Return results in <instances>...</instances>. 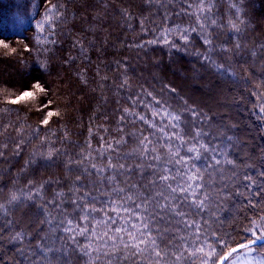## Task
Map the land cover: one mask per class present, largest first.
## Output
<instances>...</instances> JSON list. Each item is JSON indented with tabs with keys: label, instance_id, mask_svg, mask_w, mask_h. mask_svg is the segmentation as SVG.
I'll return each instance as SVG.
<instances>
[{
	"label": "snow or ice",
	"instance_id": "6c2138e0",
	"mask_svg": "<svg viewBox=\"0 0 264 264\" xmlns=\"http://www.w3.org/2000/svg\"><path fill=\"white\" fill-rule=\"evenodd\" d=\"M145 2L149 5L159 4L166 9L157 29L159 36L157 39L128 44L126 47L144 49L147 44L162 41L168 47V56L173 63L176 61L172 57V50L196 58L197 63L190 65L185 73V79L203 88L211 87L210 82L201 83L203 72L210 71L222 81L224 77H231L234 81L246 83L252 79L255 71L264 74V35L248 39L250 22L241 18L242 0H229L228 7L234 10V18L229 17L226 22L216 10L219 0H145ZM45 5H47L45 16L37 25V29L43 33L46 24L51 28L57 21L59 22L57 26H65L70 45L63 63L76 65L74 76L81 84L88 85L90 80L95 83L92 91L100 92V101L94 113L108 102L106 89L119 91L133 88L131 77L128 75L127 57L113 61L119 75L112 79L111 84L106 83L110 77L104 69L107 67L109 71L112 70V66L106 65L104 61L109 37L95 35L97 30L106 29L95 23L102 19L99 13L92 15L89 20L87 16L91 7L89 0H56L55 3L53 0H41L40 6ZM71 5H77L80 11L74 12ZM104 6H107L106 0ZM169 6L172 8L169 9ZM121 12L125 19L131 15L127 8L121 9ZM172 16L181 19L172 20L168 25L166 22ZM80 19H84L89 25L87 32L83 30L73 32L67 27L72 21ZM141 27L143 28V24ZM229 32L233 34L231 40L228 39ZM55 34L54 31L49 32V35ZM170 36L173 39H169ZM49 43L55 44L57 41L51 40ZM0 48L10 49V54L17 53L15 47H11L3 40H0ZM91 53L96 54L95 61ZM245 54L249 59L243 63L234 62L236 57ZM158 64L159 62L157 66ZM93 65L95 75L89 77L88 70L92 69ZM36 70L47 72V62H40ZM258 87H264V84H259ZM141 89V92L127 97L130 106L122 105L117 109L121 113L117 121L119 127L116 129L121 133L120 138L106 140L104 136H100L101 146L95 149L91 142L86 140L85 150L75 156L52 147V136L56 133L51 128L43 139L37 137L40 142L36 147L26 151L23 128H18L11 122L0 121V222L3 225L0 226V241L9 240L23 244L26 236H33L35 244L29 243L27 246L29 249L39 250V256L36 251H32V256L37 257L33 264H40L41 260L44 264H53V260H56L57 264H74L77 254L87 257L86 264H97L101 256L105 258V264H113L114 258L123 264L133 257H143L145 252L148 253L149 264H168L173 255L176 261L182 259L184 255L183 252H179L181 245L175 243L178 226L183 224L185 229H195L197 240L210 249L207 253H204L203 247L196 250L203 254L202 264H209V261L211 264L229 262L251 264L248 254L256 250L257 245L264 248V217L250 220L249 226L243 228V231L250 235L242 242H237L235 246H229L215 230L209 232L208 221L204 220L201 223L195 217L204 212L213 194L221 199L227 198L223 195L227 184L219 190L212 187L217 178L225 180L237 177V169L240 166L255 169L257 163L264 165V148H259L254 156L249 155L245 151L247 139L228 134L229 129H237L240 125L238 121L233 122L232 118L227 116L226 108L223 115L227 116V120H218L217 118L222 116L221 111L210 108L206 110L192 97L181 94L171 82L164 84L158 92L148 91L143 89V86ZM218 91L224 93L225 88L222 87ZM168 93L173 94L175 106ZM50 94L51 88L47 82L35 77L24 90L4 103L19 105L38 101L40 106L37 111L44 114L40 123L47 126L54 116L60 115L59 112L50 110L51 100H39V96ZM145 94L151 99L146 101ZM258 96L262 101L258 105V111L261 113L258 119L264 120V92H259ZM220 100L223 107L227 103L226 96L221 95ZM117 103L119 104V101ZM137 107L147 109V112L137 111ZM9 111L10 108H0V113ZM159 117L166 121L162 126L155 122ZM100 118L107 119V113ZM137 121L142 122L151 131L148 134H145L143 128L129 131L127 135L135 139L136 147L131 152L117 151L112 141L114 140L117 146L125 145L127 141L123 136L124 128L129 124L135 126ZM101 129L105 133L108 132L103 124L96 123L95 114L90 116L89 137L99 135ZM39 131V128L34 129L33 134ZM63 131V137L58 139H61L62 143L64 140L72 143L66 128ZM205 137L219 140L221 143L205 142ZM181 149L184 150V155H181ZM230 149L244 151L245 159L238 164L235 159L230 158ZM204 154H208L210 163L201 170L195 161L202 159ZM60 155L66 156L64 166L68 173L79 170V174L67 184V191L60 177L49 176L39 181L28 178L37 167L45 170L50 168L54 157ZM97 157L104 162H94ZM73 165L76 167L73 168ZM168 165L180 167L173 172V168ZM10 169L15 171V175ZM105 172L110 174L104 175ZM133 175L140 178L138 182L132 181ZM92 176L96 179H89ZM258 177L259 179L254 178L247 173L243 177L247 182L246 188L249 190L253 186L256 188L251 195L258 198L257 204L264 201V168L258 172ZM21 179L25 180L22 185ZM6 180L8 184L4 183ZM54 183L60 187L52 189L49 196L47 189ZM96 193L108 198L99 208L96 206L99 203ZM113 196L115 199H111ZM129 202L135 209L142 210L143 218L136 216L139 224H131L119 214V208H123L126 213L129 211L124 207ZM248 203L252 205L251 198ZM65 205H71V211ZM110 205H115L110 211L115 212L117 218L109 214ZM100 212H104L107 218L94 215ZM118 219H124V225L117 227ZM21 222L34 223L38 227L35 231L21 228L11 231L8 236L4 235L5 226ZM215 222L219 223L218 220ZM109 225L113 227L109 228ZM101 226L104 228L103 231H100ZM58 232L63 235H56ZM125 236L129 239L125 240ZM80 237L87 243H81ZM179 239L182 241L183 237ZM213 239L221 249L228 250L217 252L216 247L210 243ZM57 241L60 242L59 247H56ZM174 247L179 254L172 251ZM19 251L24 255L23 247ZM133 264L140 262L134 260ZM258 264H264V260Z\"/></svg>",
	"mask_w": 264,
	"mask_h": 264
},
{
	"label": "trees",
	"instance_id": "16d2710c",
	"mask_svg": "<svg viewBox=\"0 0 264 264\" xmlns=\"http://www.w3.org/2000/svg\"><path fill=\"white\" fill-rule=\"evenodd\" d=\"M56 0H53L55 3ZM91 7L88 10L87 16L89 20L92 15L99 13L101 16L100 21L95 23L100 24L106 31L97 30V37H109V43L107 46V52L104 56V61L106 65L112 66V70L106 67L105 72L109 75L110 79L107 84L112 83V79L118 77L119 72L113 65V61L116 59H121L127 57L126 63L129 65L128 75L131 77V83L133 88L131 90H119L115 89L108 90V102L100 107L99 111L94 113L97 105L100 101V92H93L92 88L95 87V83L90 80L88 85H83L79 82L78 78L74 76V72L77 70L76 65H68L63 63V60L68 54V48L70 45V40L67 39L68 33L65 31V26L60 25L59 22L53 23L51 28L49 25H45V31L41 33L37 29V25L44 19L45 16V6L41 5V0H0V40L5 41L11 47L17 49L16 54H10V49L5 50L0 48V108H10L11 111L7 113H0V121L3 123L11 122L18 128H23L26 141V151H30L32 148L36 147L40 139H43L44 135L48 133L49 128L55 130V135L52 136V147L61 149L62 152H70L74 156L85 150V141L89 140L92 144L93 149L99 148L101 146L100 136H104L105 139H112L113 137L119 139L121 133L116 129L119 127L117 121L119 120L120 111H117L122 105L130 106V101H127V97L133 93L141 92V86L143 89L148 91L158 92L160 88L166 83H173L180 91L181 94L185 96L192 97L193 100L205 107V109H212L221 111L222 116L219 119L227 120V116H230L233 121H238L240 127L237 129H229L228 134H234L246 138L247 148L245 151L249 155H256L258 149L264 143V137H261L262 132H264V120L258 119L261 113L258 111V105L262 102L259 99L258 93L264 92V87H258L259 84H264V74L259 71L253 73L252 79L249 82L244 81H234L231 77H224L223 81L219 79L214 73L208 71L203 72L201 76V83L210 82L211 87L207 89H214L217 93L222 87L225 88V93L229 94L226 96L227 103L222 105V102L217 104L215 101L216 94H213V98L209 96L206 92H203V88L199 85H193L189 80L185 79V73L190 68V65L197 63L196 58L184 55L183 53H177L172 50V57L176 61L175 63L169 59L168 52L169 49L161 41L157 44H147L144 49L138 48H128L126 45L133 43H142L145 41L157 39L159 36L158 26L161 23L165 15L166 9L161 7L159 4L149 5L145 0H106L107 6L105 7V0H89ZM229 0H219L217 4V12L219 16L224 17V22L227 21L229 17H233V11L228 7ZM255 6L257 9H255ZM73 11H80L77 5H71ZM127 8L131 13L130 17L125 19L122 15L121 9ZM172 6H169L171 9ZM241 18L250 22L247 34L248 39L251 40L258 35H264V0H242V11ZM181 18L172 16L166 23L171 24L172 20L179 21ZM143 24V28L141 27ZM71 28L73 32L85 31L87 32L89 25L85 23L84 19L74 20L72 23L67 25ZM50 31H54L55 35H49ZM92 35V33H88ZM228 39L231 40L233 34L231 32L227 33ZM173 39V37H169ZM51 40H56L57 43H49ZM43 41V43H41ZM29 49L25 51L24 49ZM93 61L96 59V54L91 53ZM249 57L241 55L236 57L234 62L243 63ZM47 62L48 71L40 72L36 70V66L40 62ZM157 62H159L157 66ZM79 64V61L76 62ZM94 67L88 70L89 77H94ZM35 77H40L42 80L46 81L48 86L51 88V94L49 96H39V100L48 101L51 100L52 104L50 110L59 112L58 117H53L50 124L45 126L40 123L44 114L37 111L40 106L38 101H33L30 104L21 103L19 105H10L4 103L6 100L13 99L15 95H18L20 91L24 90ZM122 78V77H120ZM257 80V81H256ZM241 86H244L243 92ZM234 92L232 98L230 93ZM220 93V92H219ZM168 97L176 105V101L173 98V94L168 93ZM235 98V99H233ZM146 101L150 100V97L144 95ZM119 101V104L117 103ZM257 106V107H254ZM228 107V108H226ZM227 109V116L223 115L224 109ZM137 111L147 112V109H142L137 107ZM107 113V119H101L100 117ZM96 116V123L103 124L108 132L105 133L103 129L99 131V135H93L89 137L88 127H89V117ZM134 119V118H130ZM158 125H163L166 121L163 117H159L155 121ZM63 126V127H62ZM39 128L40 131L33 134V130ZM69 132V143L68 140H64L63 143L61 139L64 135L63 129ZM136 128L145 129V134H148L150 129L142 122L137 121L136 125L131 124L125 126L124 128V139L127 141L125 145L117 146L113 140V147L117 148L119 152H131L136 147V142L133 137L127 135L129 131H135ZM246 130H250V134H246ZM245 134H244V133ZM39 136L40 139L37 137ZM205 142L211 144H219L221 141L212 140L210 137H205ZM226 143V142H225ZM47 147V146H46ZM92 151V149H88ZM230 158L235 159L238 164L245 159L244 151L238 149H230ZM185 152L181 149V155ZM95 156V152L93 151ZM107 155V153H105ZM66 156L60 155L59 157H54V162L50 168L46 170L44 168L37 167L36 171L30 173L29 179H35L37 181L41 179H47L49 176L62 178V183L65 184V191H67V184L70 183L76 175L79 174V170L68 173L65 166ZM96 163H103L104 161L97 157ZM87 163V162H86ZM197 166L204 170L205 167L210 163L208 154H204L203 158L195 161ZM15 164V160H13ZM76 166L73 165V168ZM168 167L173 168V172L179 168V165L173 167V165H168ZM264 168V165L257 163L255 169L245 168L243 166L238 167L237 177L225 180H217L212 185L213 188L219 190L227 184V189L224 190L226 199H221L213 194V198L208 201V205L203 213L196 216L195 219L200 220L201 223L206 220L210 225L208 231L212 232L215 230L223 241H226L229 246H235L237 242H241L245 239V236L237 234L239 230H242L245 226L249 224L250 220H255L262 215H264V201L257 204V197L251 195L252 192L256 191L253 186L246 188V181L243 179L245 173L259 179L258 172ZM12 174L15 175V171L10 169ZM53 172H55L53 174ZM109 172H105L104 175H109ZM231 174L229 173V176ZM89 179L95 180L96 177L92 176ZM123 179V177H121ZM139 177L133 175L132 181L138 182ZM8 184L6 180L4 182ZM25 183L24 179H21L20 184ZM60 185L52 184L47 189V194L51 196L52 189L59 188ZM91 188L92 186L89 185ZM106 188L107 185H104ZM7 191V189H6ZM138 191V189H137ZM99 203L97 207H101L107 201V197L96 193ZM252 199V205H249L248 200ZM115 199V196L111 197ZM71 211V205H65ZM109 214L114 218H117L115 212H111L110 208L115 207V205H110ZM129 211L124 212L123 208H119V214L121 217L126 218L131 224H139L136 216H141L142 210L135 209L134 206L129 202L124 205ZM235 207H239L238 211H235ZM233 212L236 218V223L230 226H225V219L229 216V213ZM100 217L107 218L104 212L94 214ZM141 218H143L141 216ZM219 221L216 223L215 221ZM124 219H118L117 227L124 225ZM26 222H21L10 227V232L14 230H19L26 226ZM175 226V224H174ZM38 227V226H37ZM112 228V225L108 226ZM104 228L101 226L100 231ZM9 232V233H10ZM236 232V233H235ZM56 235H63V233H57ZM177 240L175 243L181 245L179 252H183L184 255L179 261L175 260L173 255L169 260L168 264H202L203 254L197 252L198 248L203 247L204 253L209 252V248L197 240L195 229L188 228L185 229L183 224H179L178 230L176 232ZM183 237L181 241L179 238ZM81 243H87L83 237L79 238ZM125 240L129 238L124 237ZM203 238H201L202 240ZM30 242L31 239L27 240L25 244ZM99 243V241H97ZM215 247L217 252L227 251L228 249H221L220 245L216 244L213 239L210 241ZM24 244V245H25ZM35 244V243H34ZM23 244L19 247L25 249L24 255L19 256L16 261L21 264H33V260L37 257L32 256V251L37 252L39 256L38 249H29ZM17 244L11 243V248L9 249V256L12 257L14 254L18 253ZM60 246V242L57 241L56 247ZM143 246V245H141ZM1 247V242H0ZM27 247V248H26ZM14 248V249H12ZM17 248V249H16ZM255 248H262L260 245L255 246ZM264 249V248H263ZM173 252H177L176 248L172 249ZM177 252V254H179ZM195 253V255H193ZM51 255V254H50ZM28 257V258H26ZM1 259V257H0ZM79 261V264H86L87 257H81L79 254L74 258ZM139 261L140 264H149L148 253L145 252L143 257H133L123 264H133V261ZM40 264H44L41 260ZM53 264H57L56 260H53ZM97 264H105V258L101 256V259L97 261ZM113 264H120V261L113 259ZM211 264V261H209Z\"/></svg>",
	"mask_w": 264,
	"mask_h": 264
},
{
	"label": "rangeland",
	"instance_id": "374dc122",
	"mask_svg": "<svg viewBox=\"0 0 264 264\" xmlns=\"http://www.w3.org/2000/svg\"><path fill=\"white\" fill-rule=\"evenodd\" d=\"M255 9H257L256 6H255ZM193 85L194 84H192V86ZM201 89H203V87ZM241 89H242V92H243L244 86H241ZM203 92H206L212 98H213V94H216L215 98H213V99H215V101H217V104L219 102H221V100H220V96L221 95L227 96V94L225 92L224 93H219V92L216 93L214 91V89H212V88L210 90L207 89V88L206 89H203ZM232 95L233 96L235 95L234 92L230 93L231 98H232ZM227 97H229V94H228ZM219 106H221V104ZM226 108H228V107H226ZM233 122H236V121H233ZM248 133L250 134V130H248V131L246 130V134H248ZM261 137H264V135L261 134ZM261 148H264V143L261 145ZM54 173L55 172H53V174ZM234 209L237 212L238 209H239V207H235ZM261 217H264V215H262ZM261 217L255 219V220H259ZM236 218L237 217L234 215V213L233 212H230L229 213V216H227V218L225 219V223H226L225 226L228 227V226H230L232 224H235L236 223ZM0 226H3L2 225V222H0ZM248 226H249V224L247 226H245V227H248ZM24 228L26 230H29V231H35L37 229V225H35L34 223H29V224H26V226H24ZM9 232H10V227L9 226H5L4 235L5 236H8L9 235ZM237 234L240 235V237L242 235L245 236V239L250 235L249 233L243 231V229L242 230H239V232H237ZM28 239L29 240L31 239V241L30 242L28 241V243L25 244ZM0 242H1V247H0V257H1L0 264H21L20 262L16 261L17 259H19V256H21V252L19 251V249L17 251L18 253L14 254V256L10 257L9 254H8L10 252L8 248H11V243H14V244L16 243L18 245L17 248H20L19 247V244L20 245H22V244L20 242H12V241H9V240H4V241H0ZM29 243H31V244H34L35 243V238L33 236H31V235L26 236L24 238L23 245L25 244L24 246H28ZM12 249H14V248H12ZM248 259L251 261V264H258L259 261L264 260V249L263 248H261V249L260 248H257L252 253L248 254ZM19 261H20V259H19ZM74 264H79V261L76 260V259H74ZM229 264H230V262H229Z\"/></svg>",
	"mask_w": 264,
	"mask_h": 264
}]
</instances>
